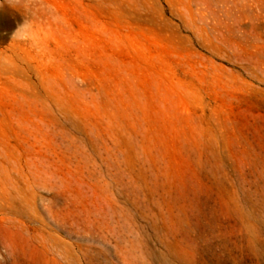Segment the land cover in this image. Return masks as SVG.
Listing matches in <instances>:
<instances>
[{"label":"rangeland","instance_id":"rangeland-1","mask_svg":"<svg viewBox=\"0 0 264 264\" xmlns=\"http://www.w3.org/2000/svg\"><path fill=\"white\" fill-rule=\"evenodd\" d=\"M0 264H264V0H0Z\"/></svg>","mask_w":264,"mask_h":264}]
</instances>
